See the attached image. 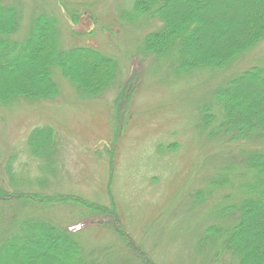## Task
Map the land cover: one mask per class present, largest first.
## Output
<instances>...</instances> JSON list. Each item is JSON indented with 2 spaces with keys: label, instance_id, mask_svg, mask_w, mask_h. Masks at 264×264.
Listing matches in <instances>:
<instances>
[{
  "label": "rangeland",
  "instance_id": "1",
  "mask_svg": "<svg viewBox=\"0 0 264 264\" xmlns=\"http://www.w3.org/2000/svg\"><path fill=\"white\" fill-rule=\"evenodd\" d=\"M219 1L210 0L209 6ZM133 3L0 0V5L21 13L14 36L18 41L29 34L39 15L55 16L59 50L88 47L117 64L113 83L97 98L82 95L53 68L59 93L52 100L0 102V186L108 204L114 100L118 88L138 68L141 78L127 111L111 177L120 218L156 264H236L229 254H216L215 259L214 249L206 245L198 249L205 228L229 227L237 219L241 195L236 177L244 170L245 155L257 151L228 142L219 129L215 92L247 68L264 69V39L222 68L177 73L176 65L168 69L165 62L143 51L145 36L161 24L145 16L137 18ZM207 20L208 33L201 37L204 45L221 47L243 28L235 22L227 23L224 30L220 22L216 31L211 15ZM242 89V93L264 91L259 85ZM206 108L216 118L205 129ZM46 126L54 130L57 156L49 164L51 175L45 177L38 169L44 162L32 156L27 139L34 129ZM256 146L262 149L264 143ZM27 218L72 232L93 264H136L110 230L89 224L86 212L71 205L0 202V236Z\"/></svg>",
  "mask_w": 264,
  "mask_h": 264
},
{
  "label": "trees",
  "instance_id": "2",
  "mask_svg": "<svg viewBox=\"0 0 264 264\" xmlns=\"http://www.w3.org/2000/svg\"><path fill=\"white\" fill-rule=\"evenodd\" d=\"M220 1L215 6H209L210 0H134L133 12L137 18L145 16L161 24L158 30L145 36L143 51L165 62L168 69L176 65L174 71L178 73L181 70L222 68L264 39V0ZM209 15L216 31H219L220 22L225 24L224 30L227 23L231 26L235 22L243 24V28L223 42L221 47L210 43L204 45L201 37L208 33ZM72 20L75 21V18ZM20 25V11L12 6L0 5L1 103L13 99L48 101L55 98L59 91L52 79L53 68L88 98H97L113 83L117 64L112 58L88 47L59 50L58 20L55 16L39 15L23 41L15 38ZM140 71L136 68L131 72L118 88L114 100L108 204L71 194L10 191L3 186H0V202L80 207L86 212V222L110 230L136 264H156L122 222L110 190L114 154L125 128L132 96L141 78ZM243 85L264 88V69L247 68L218 87L215 103L220 110L219 129L227 136L228 142L242 143L246 147L244 150L256 148L257 151L245 155L244 170L236 177L240 181L238 189L241 195L237 219L229 227L210 225L205 228L198 249L206 245L215 250L214 257L216 254H229L236 264H264V148L256 146L264 143V91L252 92L248 89L242 93ZM210 112L209 108L204 110L205 129L210 128L216 118ZM27 144L32 156L41 164L44 162L42 167L38 166L40 174L45 177L51 175L49 164L57 156L54 130L49 126L34 129L28 136ZM258 239L260 243L255 242ZM0 264L93 262L85 255L72 232L46 221L27 218L0 236Z\"/></svg>",
  "mask_w": 264,
  "mask_h": 264
}]
</instances>
